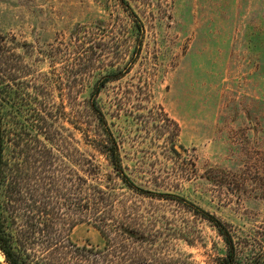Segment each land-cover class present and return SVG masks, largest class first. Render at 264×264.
<instances>
[{"label":"rangeland","instance_id":"obj_1","mask_svg":"<svg viewBox=\"0 0 264 264\" xmlns=\"http://www.w3.org/2000/svg\"><path fill=\"white\" fill-rule=\"evenodd\" d=\"M124 2L0 0V34L24 44L17 51L38 69L82 83L85 127L73 133L99 180L112 174V138L137 186L214 215L233 235L238 264H263L264 0ZM116 192L144 219L180 225L192 244L175 246L196 264L224 252L216 229L176 201ZM28 213L6 208L7 230H31ZM75 222L72 243L103 245L91 223Z\"/></svg>","mask_w":264,"mask_h":264},{"label":"trees","instance_id":"obj_2","mask_svg":"<svg viewBox=\"0 0 264 264\" xmlns=\"http://www.w3.org/2000/svg\"><path fill=\"white\" fill-rule=\"evenodd\" d=\"M127 12L137 27L136 15ZM20 46L24 44L0 34V253L4 262L196 264L175 246L181 239L192 244L180 234L181 226L170 220L144 219L147 211L120 198L119 186L131 194L176 201L201 216L216 229L224 245V252L212 264H238L237 244L227 225L182 197L137 186L124 172L112 138L104 150L112 174L107 182L99 180L73 133L85 127V98L79 101L75 91L82 83L38 69L17 51ZM19 205L29 212L25 221H30L31 230L19 226L12 234L6 228L5 211ZM75 221L91 223L103 245L72 243L68 231Z\"/></svg>","mask_w":264,"mask_h":264}]
</instances>
